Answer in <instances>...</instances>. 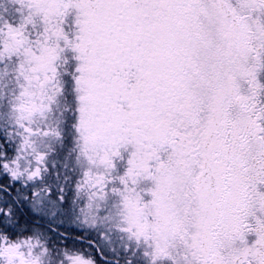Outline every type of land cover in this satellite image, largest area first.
Masks as SVG:
<instances>
[{
	"label": "snow or ice",
	"instance_id": "obj_1",
	"mask_svg": "<svg viewBox=\"0 0 264 264\" xmlns=\"http://www.w3.org/2000/svg\"><path fill=\"white\" fill-rule=\"evenodd\" d=\"M0 264H264V0H0Z\"/></svg>",
	"mask_w": 264,
	"mask_h": 264
}]
</instances>
